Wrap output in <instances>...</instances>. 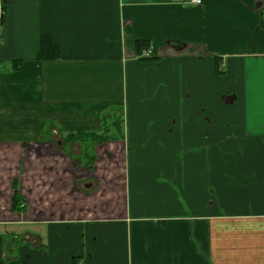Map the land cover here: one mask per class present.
<instances>
[{"label": "crops", "instance_id": "obj_1", "mask_svg": "<svg viewBox=\"0 0 264 264\" xmlns=\"http://www.w3.org/2000/svg\"><path fill=\"white\" fill-rule=\"evenodd\" d=\"M187 1L0 0V264H264V0Z\"/></svg>", "mask_w": 264, "mask_h": 264}, {"label": "trees", "instance_id": "obj_2", "mask_svg": "<svg viewBox=\"0 0 264 264\" xmlns=\"http://www.w3.org/2000/svg\"><path fill=\"white\" fill-rule=\"evenodd\" d=\"M4 1H6V0H4ZM2 10H3V8H2ZM1 21H2V15H0V22ZM142 46H143L142 42L138 41L137 45H136V51L138 52V54H140V51L142 50ZM58 56H59L58 47L53 43V41L49 37L42 35L41 47H40V50L38 52V59H56V58H58ZM96 138H97L96 135L90 136V139H96ZM104 139H105V137H102L101 141H103ZM14 198L17 199V196L14 195ZM15 201H14V205H15Z\"/></svg>", "mask_w": 264, "mask_h": 264}, {"label": "built area", "instance_id": "obj_3", "mask_svg": "<svg viewBox=\"0 0 264 264\" xmlns=\"http://www.w3.org/2000/svg\"><path fill=\"white\" fill-rule=\"evenodd\" d=\"M188 4L192 6H201L203 3V0H188Z\"/></svg>", "mask_w": 264, "mask_h": 264}, {"label": "rangeland", "instance_id": "obj_4", "mask_svg": "<svg viewBox=\"0 0 264 264\" xmlns=\"http://www.w3.org/2000/svg\"><path fill=\"white\" fill-rule=\"evenodd\" d=\"M1 12H2V8L0 7V14H1ZM114 123H116L117 126L119 125V121L117 120V118H115ZM102 137H104V136H101L99 139H97V142H101V138H102ZM94 141H95V140H90V141H88V142H89V145H92V144L94 143Z\"/></svg>", "mask_w": 264, "mask_h": 264}]
</instances>
